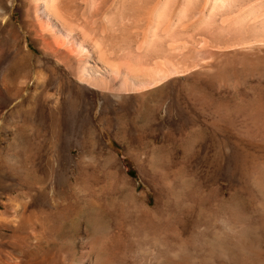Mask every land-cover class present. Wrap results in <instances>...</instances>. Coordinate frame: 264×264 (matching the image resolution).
<instances>
[{
  "label": "rangeland",
  "instance_id": "1",
  "mask_svg": "<svg viewBox=\"0 0 264 264\" xmlns=\"http://www.w3.org/2000/svg\"><path fill=\"white\" fill-rule=\"evenodd\" d=\"M19 15L14 12L15 22ZM30 48L39 63L19 61L21 54L0 28V264L143 262L129 245L140 210L133 202L141 195L151 208L159 200L157 214L166 207L160 221L146 226L144 249L158 248L154 235L163 251L178 247L164 233L177 227L180 201L223 199L228 217L250 223L246 249L258 252L264 240V65L221 89H171L151 108L154 114L114 111L109 128L100 123L95 133L70 138L30 115L40 92L36 79L56 76L55 64ZM52 88L49 97L57 93ZM176 99L182 114L170 117L168 106ZM22 218L33 225L19 229ZM212 258L205 264L222 263Z\"/></svg>",
  "mask_w": 264,
  "mask_h": 264
},
{
  "label": "bare ground",
  "instance_id": "2",
  "mask_svg": "<svg viewBox=\"0 0 264 264\" xmlns=\"http://www.w3.org/2000/svg\"><path fill=\"white\" fill-rule=\"evenodd\" d=\"M14 12L20 14L17 22ZM0 28L21 54L19 61H41L30 48L33 44L55 64L51 68L56 76L35 81L40 92L30 115L70 138L95 133L100 123L109 128L114 111L148 114L171 89H221L235 84L245 70L264 65V0H0ZM49 87H55L62 100L50 98L57 93L49 97ZM49 104L53 108L47 110ZM168 110L170 117L182 114L177 99ZM180 202L177 227L164 233L165 240L178 247L164 246L163 251L152 234L158 248L151 251L144 249L146 226L161 220L166 207L157 214L159 200L151 208L142 195L135 199L138 229L129 245L143 262L133 264H205L212 257L220 264L264 263V240L258 252H248L250 223L228 217L223 199ZM260 206L264 212V199ZM32 223L22 218L19 229H29ZM238 254L245 258L237 260Z\"/></svg>",
  "mask_w": 264,
  "mask_h": 264
}]
</instances>
